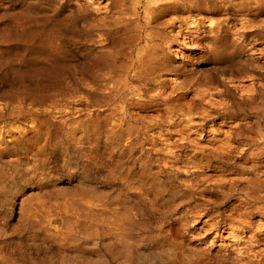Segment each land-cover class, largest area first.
Segmentation results:
<instances>
[{"label": "bare ground", "instance_id": "1", "mask_svg": "<svg viewBox=\"0 0 264 264\" xmlns=\"http://www.w3.org/2000/svg\"><path fill=\"white\" fill-rule=\"evenodd\" d=\"M13 1L17 11L0 20V122L9 120L7 138L0 134V181L8 177L6 166L29 161L36 162L35 175L51 176L44 171L45 156L59 131L66 141L86 149L82 171L86 180L94 179L102 162L96 149L99 127L102 122L108 124L113 113L94 114L90 98L95 102L100 94L111 100L128 85L127 77L118 83L113 80L117 68L125 74L132 69L133 77L152 79L170 66L164 54L165 22L160 17L178 9L201 11V7L229 13L223 21L213 23L215 38L202 45L203 53L197 58L205 63L217 52L222 37L232 42L241 39L244 45L247 32L234 27L240 20L253 27L245 16L264 2L144 0L142 17L139 8L143 0H110L113 12L103 18L96 17L93 3L97 0ZM141 42L136 54H131ZM98 44H104L103 48L97 49ZM123 48L130 49L129 54ZM245 56L238 74L230 69L212 78L188 77L195 95L216 88L225 101V111L233 112L222 121L232 125L221 150H209L203 153L204 159L193 162L197 169L190 173L195 174L190 186L157 184L144 168L133 184H114L117 186L103 195L92 185L82 188L85 198L70 202V207L79 204L72 212L74 219L73 215L54 216L50 209L44 214L45 203L27 200L20 205L19 224L37 257L53 243L80 252L81 257L95 255L98 264H197L192 256L195 249L182 236L180 220L168 222L170 212L191 203V209L196 210L212 202L232 215L241 210L239 206L251 208L250 214L264 215V60L258 64L250 53ZM245 80L252 82L244 85ZM67 103L76 106L65 107ZM111 133L112 128L107 127L109 149L113 146ZM187 147L204 151L194 139L188 140ZM108 153L106 160L110 161L113 154ZM231 228L244 230L241 225L228 231ZM39 261L44 264L42 257ZM221 264H264V258L247 263L224 260Z\"/></svg>", "mask_w": 264, "mask_h": 264}, {"label": "rangeland", "instance_id": "2", "mask_svg": "<svg viewBox=\"0 0 264 264\" xmlns=\"http://www.w3.org/2000/svg\"><path fill=\"white\" fill-rule=\"evenodd\" d=\"M263 3L260 8L252 9L245 16L253 27L244 26L245 23L241 20L234 27L240 32H247L244 45L241 39L232 42L222 37L218 40L220 46L217 47V52L212 53L205 63H199L197 58L203 53L202 45L212 37L215 38L214 31L211 32L213 23L223 21L229 13L220 8L201 7V11L196 8L178 9L160 17L165 22L162 31L167 37V42L164 43L165 58L175 69L167 66L155 78L144 79L133 77L132 69L125 74L117 68L112 72L113 80L118 83L127 77L128 85L119 90L111 100H105L100 94L94 98L95 102L90 98L94 114L106 111L113 113L108 124L102 122L99 127L96 149L102 156V162L91 181L86 180L82 171L86 149L82 145L66 141L60 131L54 133L45 156L48 163L44 171L51 172V176L35 175L34 161L4 166L9 174L5 181H0V261L3 264H40L39 258L42 257L44 264H98L95 255L84 254L85 257H81L80 252L58 248L53 243L37 257L19 224V208L27 200L45 203L42 211L44 214L50 209L54 216L73 215L74 219L76 214L72 212H75L79 204L70 207V202L85 198L82 196V188L92 185L98 194L103 195L117 186L114 184H133L144 168L150 176L155 177L157 184L190 186L195 178V174L190 173L197 169L192 165L193 162L204 159L203 153L209 150H221L232 125V122L222 121L233 112L231 109L229 112L225 111V101L216 88L209 89L200 97L195 95L190 88L193 85L189 86L188 77L193 74L212 78L223 70L230 69L238 74L243 69L240 63L247 53L251 54L254 62L263 63ZM144 4L143 0L139 8L142 17ZM93 7L96 17L104 18L113 12L110 0H97ZM16 11L13 0H0V20ZM143 43L135 45L131 54L135 55ZM224 43L226 49H223ZM103 45L98 44L97 49H102ZM129 51L130 49L123 48L125 54H129ZM224 82L232 85L227 80ZM251 82L243 81L244 85ZM68 100L71 101L70 98ZM72 106L76 105H65ZM53 115L59 118L58 113ZM6 122H0V134L4 138H7L6 130L9 125ZM218 125L221 127L217 132ZM107 127L112 128L111 149L107 148L105 142ZM189 139L197 140L204 151H191L187 147ZM109 151L113 156L107 161ZM3 159L7 160V157ZM232 202L234 201L230 203ZM192 206L191 203L177 207L167 215V220L170 223L180 220L182 236L195 249L196 253L192 256H196L194 259L197 264H221L224 260L247 263L250 259L264 258V215L250 214L248 210L251 208L247 209L246 206H239L241 210L233 215L212 202L196 210L191 209ZM237 225L244 227V230L231 228L228 231L229 227Z\"/></svg>", "mask_w": 264, "mask_h": 264}]
</instances>
